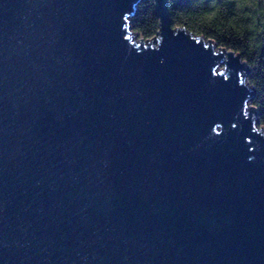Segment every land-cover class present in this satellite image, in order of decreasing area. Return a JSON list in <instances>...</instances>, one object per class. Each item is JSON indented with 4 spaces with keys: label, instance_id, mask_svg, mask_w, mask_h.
Wrapping results in <instances>:
<instances>
[{
    "label": "water",
    "instance_id": "obj_1",
    "mask_svg": "<svg viewBox=\"0 0 264 264\" xmlns=\"http://www.w3.org/2000/svg\"><path fill=\"white\" fill-rule=\"evenodd\" d=\"M139 1L0 0V264H264L249 67Z\"/></svg>",
    "mask_w": 264,
    "mask_h": 264
},
{
    "label": "trees",
    "instance_id": "obj_2",
    "mask_svg": "<svg viewBox=\"0 0 264 264\" xmlns=\"http://www.w3.org/2000/svg\"><path fill=\"white\" fill-rule=\"evenodd\" d=\"M168 14L173 27L211 38L218 47L241 55L249 67L257 125L264 127V0H169ZM131 28L143 39L157 35L152 0L137 3Z\"/></svg>",
    "mask_w": 264,
    "mask_h": 264
},
{
    "label": "rangeland",
    "instance_id": "obj_3",
    "mask_svg": "<svg viewBox=\"0 0 264 264\" xmlns=\"http://www.w3.org/2000/svg\"><path fill=\"white\" fill-rule=\"evenodd\" d=\"M131 31H132V34L134 35V39H135L136 41L139 40L140 37H139L138 35L136 36V35L133 33V30H132V29H131ZM156 40H157V39H154L155 42H156ZM222 68H223V65L221 64V65L218 67V69L221 70ZM250 105H251V103H250Z\"/></svg>",
    "mask_w": 264,
    "mask_h": 264
}]
</instances>
